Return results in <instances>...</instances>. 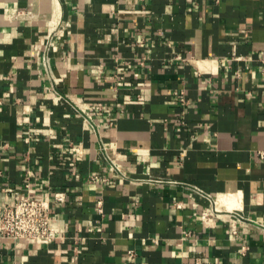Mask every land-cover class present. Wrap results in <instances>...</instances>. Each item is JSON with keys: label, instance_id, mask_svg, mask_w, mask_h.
Segmentation results:
<instances>
[{"label": "crops", "instance_id": "0c3cea01", "mask_svg": "<svg viewBox=\"0 0 264 264\" xmlns=\"http://www.w3.org/2000/svg\"><path fill=\"white\" fill-rule=\"evenodd\" d=\"M263 154L264 0H0V264H264Z\"/></svg>", "mask_w": 264, "mask_h": 264}, {"label": "built area", "instance_id": "2783aa9c", "mask_svg": "<svg viewBox=\"0 0 264 264\" xmlns=\"http://www.w3.org/2000/svg\"><path fill=\"white\" fill-rule=\"evenodd\" d=\"M61 32L58 27L50 29L47 33L44 44L43 65L45 71L53 78L51 67L50 52L55 46V38ZM180 100L185 101L184 95H180ZM84 118L91 126L98 131L94 118L89 112L79 109ZM98 113H103L101 105L97 106ZM264 156V154H263ZM99 176L91 177L96 182ZM27 188L31 187L30 182L26 184ZM66 200L65 192H56L52 199L40 198L33 195L16 197L9 199L0 205V237L9 239H26L30 241L43 239L48 242L55 240L64 235V228L59 225L51 206L52 201L55 203H64ZM98 210L104 213L103 201H98Z\"/></svg>", "mask_w": 264, "mask_h": 264}]
</instances>
